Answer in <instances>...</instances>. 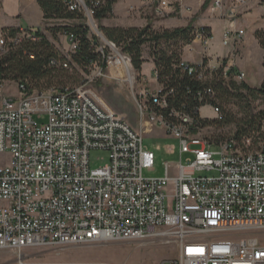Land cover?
<instances>
[{
    "label": "built area",
    "instance_id": "1",
    "mask_svg": "<svg viewBox=\"0 0 264 264\" xmlns=\"http://www.w3.org/2000/svg\"><path fill=\"white\" fill-rule=\"evenodd\" d=\"M149 1L160 18L182 12L181 5L168 0ZM63 2L96 28L94 15L105 0ZM245 2L213 0L210 17L227 18L233 25ZM205 27L194 26L183 45L181 71L199 81L216 72L224 84L243 81L245 73L230 59L244 30L234 25L223 30L222 45L232 49L212 64L207 52L212 33ZM43 30V25L19 26L13 34L0 30V56L23 41H39ZM64 35L74 53L78 37ZM94 36L115 46L101 31ZM183 51L199 59H183ZM99 52L101 67L95 76L127 82L133 92L136 70L130 56L105 54L104 47ZM69 60L66 55L59 65L68 68ZM152 73L157 81L154 66ZM91 81L41 91L17 83V96L0 88V157L8 154L0 158V249L21 252L160 236L177 247V256L160 264H264V140L250 146L248 137L201 136L202 127L189 114L173 109L162 113L174 89L158 82L156 88L133 92L139 121L135 129L99 97ZM196 96L213 101L215 92L206 85ZM210 107L220 111L215 104ZM154 124L178 140L180 160L165 162L162 176L145 177V170L154 169L155 154L144 146L143 135ZM91 150L107 152V162L90 167ZM186 153L193 157L184 164Z\"/></svg>",
    "mask_w": 264,
    "mask_h": 264
},
{
    "label": "rangeland",
    "instance_id": "2",
    "mask_svg": "<svg viewBox=\"0 0 264 264\" xmlns=\"http://www.w3.org/2000/svg\"><path fill=\"white\" fill-rule=\"evenodd\" d=\"M27 1L30 2L28 4V11L31 14V18L38 20L41 10L36 0ZM212 1L204 0L202 8L205 11L208 10ZM147 11V17L150 18L148 22L151 23V21L160 20L158 16L154 13L152 14L151 10L148 9ZM143 14L144 12L141 13V15ZM235 19L236 21L238 20L237 29L244 30V35L240 38V43H238V46L242 43L244 55L238 49V63L242 61L246 62L244 67L241 65L238 66V70L245 73V79L242 82L250 88L256 89L261 86L263 81V51L254 37V32L257 29L264 28V0H246L245 6ZM213 20L215 23L218 22L219 25H212V40L207 52L212 58L211 62L215 63L217 56L222 57L226 47H230V45H222L221 33L226 28H233V25L227 18H213ZM80 22H84L89 27L90 35H96L100 31L97 21L96 28H91L87 19H84V21L61 19L43 21L44 37L51 43L60 57L70 56L69 67L64 71L66 75L64 83H54L53 85L73 88L87 79H92L91 85L99 97L117 113L123 115L133 128L137 129L139 127V121L133 92L137 94L143 88L149 90L154 88L152 86H155V82L151 79V75L153 74L150 71V66L145 64L142 71L151 86L143 80L140 70H136L134 74L135 82L133 92L127 82L113 79L107 75L96 77L95 73L97 68L101 67V63L95 62L86 67H81L71 60L73 53L69 49V43L64 35L63 27ZM219 30H221V33ZM97 41L95 46V51L97 52L100 47H104L105 54L111 56H115L117 51L124 53L120 45L115 44V46H112L102 39H97ZM141 52L142 57L148 60L147 57L152 56L150 44H144L141 47ZM0 84V88L4 94L19 95L16 81L3 80ZM48 86L46 83H41L40 88L46 89ZM241 91L245 94L247 93L244 90ZM220 105L221 108L218 113L213 111L210 105L202 106L199 112L200 117L208 119L209 121H216L220 119L221 114L223 116L225 114H231L236 121L244 123L251 116L264 114V96L254 98L247 94L241 100L232 99L227 103H220ZM260 124V131L264 135V119L261 120ZM236 129L237 125L234 123L226 126L211 123L202 127L200 135L220 139L232 135ZM252 133L250 131V136L255 135ZM258 141V139L256 142L249 140L247 144L255 146ZM143 144L155 154L154 169L149 171L145 170V177L162 176L164 174L165 162L175 164L180 160L178 140L168 135L163 126L154 124L151 130L145 132L143 135ZM170 146L174 147L173 152L167 151V147ZM189 156L193 157L189 153L182 155V162L184 164L186 163L185 159ZM0 158L6 159L8 158V154ZM107 160L108 154L105 151L91 150L89 153L90 167L92 168L104 165ZM199 173L212 174L213 172H197V174ZM175 256H177L176 245L160 237L158 239L114 240L98 243L68 244L64 246H36L27 247L21 252L13 249H0V264H160Z\"/></svg>",
    "mask_w": 264,
    "mask_h": 264
},
{
    "label": "trees",
    "instance_id": "3",
    "mask_svg": "<svg viewBox=\"0 0 264 264\" xmlns=\"http://www.w3.org/2000/svg\"><path fill=\"white\" fill-rule=\"evenodd\" d=\"M43 12V18L61 19V20H79L84 21L83 13L69 10L63 0H36ZM117 0H105L99 8L96 9L94 18L98 22L99 30L103 35L114 44L120 45L123 52L131 58L135 70H141V66L146 59L142 57L141 47L148 43L151 46V59L155 69L158 71L157 82L164 88H173L174 91L168 95V107L162 110V113L168 115L171 110L180 113L189 114L193 117L197 126L203 127L211 123H217L219 126L236 124L237 129L232 135L238 140L248 137L250 140L263 139L261 133V120L264 114L251 116L244 123L236 121L231 114H221L220 119L209 121L200 117L198 109L204 105L215 104L219 109L220 103H227L232 99L241 100L247 94L252 97L264 96V28L257 29L254 32L259 46L263 51L262 68L263 81L259 88H250L247 84L241 82L229 81L227 84L218 77V72L213 73L206 81H199L193 75L181 71L178 64L181 59V49L183 45L191 39L194 29L192 22L186 26L174 28L153 29L149 24L144 27H105L100 24V20L111 14L112 5ZM209 30V27H205ZM13 34L17 28H5ZM63 30L72 32L78 37V48L72 54L71 60L81 67H86L93 63H101V54L95 51L97 37L90 35V30L84 22L78 24L65 25ZM64 57H60L44 37L43 33L37 42L23 41L19 45L12 46L6 53L0 56V82L3 80L16 81L23 83L26 88L32 90H46L54 83H64L66 75L59 63ZM55 59L56 64H51ZM41 83L49 85L46 89H41ZM211 86L215 92L213 101H199L196 92L204 86ZM64 87V86H62ZM244 90L247 93H243ZM220 103H218V102ZM191 129L196 131L195 126ZM250 131L254 136H250ZM227 138V137H225ZM224 139V138H220ZM216 139V140H220Z\"/></svg>",
    "mask_w": 264,
    "mask_h": 264
},
{
    "label": "crops",
    "instance_id": "4",
    "mask_svg": "<svg viewBox=\"0 0 264 264\" xmlns=\"http://www.w3.org/2000/svg\"><path fill=\"white\" fill-rule=\"evenodd\" d=\"M170 3H173L175 6L181 5L183 8L181 9V14L179 13H171L170 16L165 18H160L159 21H151L149 17H147L148 9L151 10L152 14L153 5L149 0H117L112 5L111 14L100 20V24L105 27H144L149 24L153 29L158 30L161 28H174L180 26H186L188 23L192 22L193 26H208L212 31V25L218 26L219 23H215L213 18L210 17L209 10H204L202 8L204 0H168ZM226 3L230 0H224ZM37 2V1H36ZM28 4H30L27 0H0V30L5 28H17L19 26H37L42 25L44 18L41 7L38 2L37 5L40 7L41 14L38 20L31 18V14L28 11ZM188 7L189 9H186ZM209 9V8H208ZM208 11V12H207ZM144 12L143 15L141 13ZM235 28L238 27V20L233 23ZM224 26V25H223ZM237 26V27H236ZM224 28V27H223ZM238 30V29H237ZM221 33V30H219ZM254 32V31H253ZM223 33V31H222ZM221 33V36H222ZM242 43L240 46L238 44L235 47L236 54L234 58L230 59V62L234 63L236 69L238 70V66H245L246 62L242 61L238 63V49L241 50V54L244 55ZM231 47H226L223 56H227ZM222 56V57H223ZM219 57V56H217ZM182 58L186 60L195 61L198 60L197 55H192L187 51H183ZM148 60L144 61L140 72L142 73L143 80L147 82V79L143 74V66L149 65L150 71L152 72L154 63L150 56L147 57ZM214 64V63H212ZM239 64V65H238ZM153 74V73H152ZM151 79L155 82L154 88L157 87V81L153 75H151ZM151 86V85H150ZM145 90V88L140 91ZM201 109V108H200ZM199 109V111H200Z\"/></svg>",
    "mask_w": 264,
    "mask_h": 264
},
{
    "label": "bare ground",
    "instance_id": "5",
    "mask_svg": "<svg viewBox=\"0 0 264 264\" xmlns=\"http://www.w3.org/2000/svg\"><path fill=\"white\" fill-rule=\"evenodd\" d=\"M155 239H158V238H160V236H156V237H154Z\"/></svg>",
    "mask_w": 264,
    "mask_h": 264
}]
</instances>
